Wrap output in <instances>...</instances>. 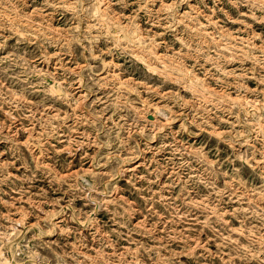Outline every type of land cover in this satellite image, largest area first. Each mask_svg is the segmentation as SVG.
Returning a JSON list of instances; mask_svg holds the SVG:
<instances>
[{
	"label": "rangeland",
	"instance_id": "374dc122",
	"mask_svg": "<svg viewBox=\"0 0 264 264\" xmlns=\"http://www.w3.org/2000/svg\"><path fill=\"white\" fill-rule=\"evenodd\" d=\"M0 264H264V0H0Z\"/></svg>",
	"mask_w": 264,
	"mask_h": 264
}]
</instances>
